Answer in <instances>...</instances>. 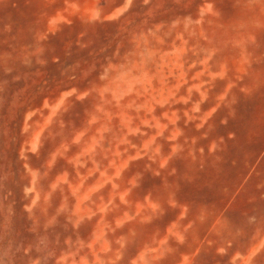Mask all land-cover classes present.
<instances>
[{
    "label": "rangeland",
    "instance_id": "obj_1",
    "mask_svg": "<svg viewBox=\"0 0 264 264\" xmlns=\"http://www.w3.org/2000/svg\"><path fill=\"white\" fill-rule=\"evenodd\" d=\"M122 2L113 0L111 8ZM209 2L212 13L202 10L200 0H150L147 5L133 0L121 19L87 24L100 7L93 0H0V264H168L172 259H163L164 240L178 234L188 240L264 239V231L254 230L264 223L262 5L257 0ZM45 13H59L73 23L61 24L53 36ZM201 71L207 76H198ZM221 72L223 79L216 77L210 96L233 83L228 105L222 103L199 131L192 121L185 125L183 109L189 105L173 103V95L186 94L192 84ZM72 85L78 92L94 90L82 101L62 97L60 92ZM197 95L193 89V99ZM44 96L48 108H42ZM172 110L180 115L176 126L185 136L177 137L178 150L165 169H158L161 175L152 173L157 165L148 158L150 146L113 179L121 188L113 190L110 183L96 188L105 179L101 171L112 176L136 151L121 140L139 148L155 134L157 122L167 123L162 113ZM29 111L35 114L24 131ZM50 115L52 123L46 125ZM141 119L148 124H140ZM137 126L140 131H128ZM172 127L156 138L165 156L171 153L172 142L165 137ZM205 131L208 135L201 137ZM37 134L38 152L32 153L28 148ZM185 140L191 149L184 148ZM64 144L67 152L49 167L52 154ZM76 157L83 167L69 162ZM109 159L116 161L114 167L107 166ZM250 169L254 177L249 182L234 180ZM64 172L68 184L53 190ZM137 172L141 175L132 188L127 181ZM124 186L130 188L126 202L120 200ZM218 222L235 229L210 230ZM220 249L217 264H231L225 254L232 246ZM202 254L195 263L206 264L213 255ZM251 264H264V254Z\"/></svg>",
    "mask_w": 264,
    "mask_h": 264
},
{
    "label": "clouds",
    "instance_id": "obj_2",
    "mask_svg": "<svg viewBox=\"0 0 264 264\" xmlns=\"http://www.w3.org/2000/svg\"><path fill=\"white\" fill-rule=\"evenodd\" d=\"M48 3H51V0H47ZM113 0H103V3L101 2V0H93V3L96 5H100L99 8H97V10L93 11L91 13L90 16L87 17L86 21H84L87 24H103L105 22H113V21H117L119 19H121L131 8V6L133 5V0H123V2L115 8H111V4H112ZM142 4H149L150 0H141ZM257 2L259 4L262 5L261 7V14H264V0H257ZM63 3L67 4L68 0H63ZM174 3L179 4L180 0H174ZM200 4L203 5L202 10L208 13H212V4L209 2V0H200ZM109 8V10L107 12H102L101 9L103 8ZM45 15V22L48 25V32L51 33V35H56L57 32H59L61 30L60 25H68L71 26L73 23V20L69 17L66 18L64 15H60L59 13H57L55 16H48L46 13ZM211 17H209L210 19ZM45 40L48 39V35L46 34L43 37ZM201 63H206V60L201 61ZM192 67L194 68L195 65H192ZM85 74V72H84ZM87 75V74H85ZM198 76H207L206 73L204 72H198L197 73ZM219 76L221 79H223V73H215L213 74L211 77H208V79H203L198 83H194L191 86H189L187 88V92L186 94H182V95H178L176 96L175 94L173 96H175V100L173 101V103H180L182 105H189L187 108L183 109V116H184V124L187 125L189 121L194 122V128L199 131L201 128H203L206 124V122H208L210 120V118L213 116V114H215L218 109L221 107V104L223 103L225 106L228 105V101L226 100V97L229 95V92L232 88L236 87L235 84L233 83H227L224 87H223V91H217L215 93H212L210 96V90L214 87V83L213 81L216 79V77ZM205 85H207V87H205ZM84 91L78 92V88L75 85L69 86L67 90L60 92V95L62 97H75V100L77 101H82L85 97H88L91 93V91H93L94 89H90L88 87H85ZM193 89H195V92L198 94L197 97L195 99H193L192 93H193ZM175 91L178 92L179 91V85L176 86ZM219 93V94H218ZM43 103H42V108H48L49 107V102H48V97L44 96L42 98ZM191 101V103L189 104V102ZM207 101H211L207 107L206 110L202 111L201 110V105L204 104ZM157 103H161L163 104V101H157ZM59 107V105H57V108ZM149 111H151V109H149ZM56 113V109L54 108L52 110V115H55ZM35 113L33 111H29L27 112L26 116H25V125H24V131H27L28 129V124L27 121L29 118H31ZM199 114V115H197ZM162 115L164 117L167 118V123H159L157 122L155 127L157 128V131L155 132V134L149 136L146 140H144L140 147L137 148L136 144L131 143L130 141L126 140V139H122L121 143H126L129 144V146L133 149H136V151L133 154L127 155L126 158L122 161V163L120 164L119 168H116V171L114 172V174L112 176H106L104 171L100 172V176L101 177H105V179H103V183L97 184L96 188H100L103 187L104 183H110L111 187L113 190L119 189L121 188V185L118 183L113 182V179H119L120 175H121V169L127 168L129 161H134L137 159H140L143 155H145L147 153V150L149 149L150 146H152L151 148V155L148 156L149 160L153 161L154 164L157 165V167L152 168V173L153 175L159 176L161 175L160 173V169H165L166 166L169 163V159L171 158L172 154H175L178 150L179 147V141L177 140V137H184L185 134L184 132L181 131V129L176 126L177 125V121H179L181 119L180 115L177 114L176 110H172L171 114H169V112L165 111L164 113H162ZM46 125L49 123H52V116L50 115L48 117V120L45 122ZM57 123L60 125V127L62 128L64 123L62 120L57 121ZM221 123H226L225 119H221ZM140 124H148V120L147 119H141L140 120ZM171 124L173 127L172 129H170V134L165 137V139L167 141H171L172 143L169 145V148H171V153L167 156H165L161 149H162V145L159 143H156V138L157 136H161L163 135V132L165 129L168 128V125ZM212 125L209 124V130L211 129ZM128 131L135 133L137 131H140L139 127L137 126L136 128H131ZM83 133H80L77 137L76 140L72 141L73 143H76L80 136H82ZM125 135H127V133H125ZM143 135V133H142ZM208 135V132L205 131L203 133H201V137H205ZM38 136L39 134H37V139H34L33 142L31 143L30 147L28 148V151L32 152V153H37L38 152ZM230 138H231V134H230ZM222 142V141H221ZM195 141H192V144H194ZM217 147V144H213L212 148L215 149ZM62 150H57L56 152H54L52 154L51 160L49 161V167L52 166L53 163H55L57 156H63L65 152H67L68 146L67 144H64L61 146ZM184 148H187V150L191 149V144H189L187 142V140H185L184 143ZM141 149H143L144 151H141ZM125 153L127 152V149L123 150ZM199 152L201 154H203V149H200ZM24 153L22 152L21 155H23ZM191 156L192 160L196 159V155L189 152L188 153ZM81 155H84V153H81ZM115 156L119 157L120 156V152H116ZM91 159V157H90ZM70 163H74V164H79L81 167H83V162L79 159V157L74 158L73 160L69 161ZM114 162L116 163L115 160H111L109 159L108 162V167H114ZM97 163L96 160H92V164L95 165ZM146 167H150L149 165H146ZM159 169V170H158ZM93 170H97L95 167H93ZM175 173V169L173 168L171 170V172L169 174H174ZM33 179L35 180L36 177V173L33 172ZM77 175H79V173H77ZM88 175H91V171H89ZM141 174L139 172L134 173L127 181V185H130L132 188L137 187V180L139 178ZM84 177H81V180H83ZM61 184H68V173L64 172L63 174H61L60 176L57 177V180L55 183H53L51 185V188L53 190L57 189ZM71 185H69L70 187ZM96 188L90 189V191H96ZM27 192H31L33 191V189L29 188L26 189ZM61 191L63 192V189H61ZM123 194L120 195V200L122 202H126L124 200V197L128 194V191H130V188H128L127 186H124L122 188ZM120 193V192H119ZM116 193V194H119ZM73 194H75V192H73ZM84 199H87V196L84 197ZM45 200H47V197H45ZM112 201L109 200L108 204H111ZM36 204V199L32 200V205ZM149 206H151L152 208H155L156 205L154 204H150ZM63 207V205H62ZM108 207V205H104L103 207L100 208V211L103 212L105 211V209ZM119 223H117V226H119ZM26 252L28 251L27 249L25 250ZM33 264H39L38 261H34Z\"/></svg>",
    "mask_w": 264,
    "mask_h": 264
},
{
    "label": "crops",
    "instance_id": "obj_3",
    "mask_svg": "<svg viewBox=\"0 0 264 264\" xmlns=\"http://www.w3.org/2000/svg\"><path fill=\"white\" fill-rule=\"evenodd\" d=\"M262 156L263 155L261 154L260 158ZM252 177H254V174H252V169H250L249 172H245L236 176L234 180L236 182L246 183L249 182ZM212 229L234 230L235 227L227 226L224 222H218V226H214L210 230ZM239 229H241V227H239ZM254 230L264 231V223H261L260 225L255 224ZM240 243H246L247 249L240 251L238 248ZM224 244H229L230 246H232V251H230L229 254H225L231 264H242L243 260H245L244 263L251 264L254 262L257 256L264 254V239H252L250 237L246 240H243L242 242L240 240L234 239L229 241H214L211 239L188 240L184 239L181 234H178V237L173 238V240H164V253L162 255L163 259H172V261L169 260L168 264H198L195 262L196 260H198L202 253L213 254L207 256L208 259L205 262L206 264H217L216 260L218 258V255L222 253L220 247H223ZM188 247H190V249H187Z\"/></svg>",
    "mask_w": 264,
    "mask_h": 264
}]
</instances>
